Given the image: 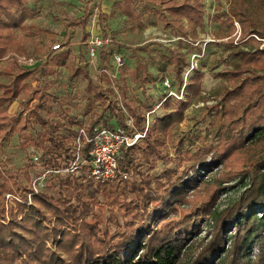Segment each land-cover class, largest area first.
<instances>
[{
  "label": "trees",
  "instance_id": "1",
  "mask_svg": "<svg viewBox=\"0 0 264 264\" xmlns=\"http://www.w3.org/2000/svg\"><path fill=\"white\" fill-rule=\"evenodd\" d=\"M217 2L220 14L215 19L230 33L226 67L219 72L225 85L216 104H207L210 97L202 95L205 73L197 67L185 80L190 59L173 48L164 58L178 78V91L161 99L160 110L150 100L144 107L129 96L126 70L115 60L125 45L113 36L119 92L112 85L113 51L105 44L99 51L101 73L93 84L101 112L86 127L68 109L54 111L48 105L49 94L40 88L41 77L53 65L65 64L67 52L53 56L48 52L34 67L21 65L15 55L23 52L16 32L27 28L29 0H0V75L9 79H0V134L18 132L24 137L22 146L34 153L24 171L26 185L17 171L0 170V264H264V42L259 39H264V0H231L227 9ZM153 3L151 11L173 37H180L179 43L193 46L199 41L206 15L203 0ZM102 4L98 0L96 5L100 31L108 38L110 14ZM116 6L128 19L144 25L135 0H119ZM88 16L86 8L72 21L85 27ZM196 46L202 54V44ZM135 56L133 73L145 86L153 74L136 51ZM5 59L9 61L3 65ZM31 79L37 80L35 87ZM22 95L29 97L24 109L10 113V105ZM194 97L211 112L210 119L204 118L216 141L185 150L193 161L181 174L167 168L157 176L145 175L143 160L156 167L165 159L164 136L184 121ZM149 113L154 114L150 120ZM95 128L144 133L135 144L121 147L117 174L105 181L92 175L93 143H85L81 132L85 129L93 136ZM80 142L85 145L78 160ZM29 168H40L39 176L45 175L43 184L35 183L37 190ZM235 180L243 185L241 193L219 210L222 193ZM203 217L212 225L205 237H197L203 231L197 220ZM254 244L259 254L253 263Z\"/></svg>",
  "mask_w": 264,
  "mask_h": 264
},
{
  "label": "rangeland",
  "instance_id": "2",
  "mask_svg": "<svg viewBox=\"0 0 264 264\" xmlns=\"http://www.w3.org/2000/svg\"><path fill=\"white\" fill-rule=\"evenodd\" d=\"M117 1L119 0H103L102 4L103 10L110 14L111 37H108L106 46L113 51L111 72L114 73L112 85L115 91L119 92L120 79L119 69L113 57L118 53L113 36L125 45L123 52L119 54L125 56L126 64L123 68L126 70L125 81L129 96L137 99L144 107H146L147 100H150L157 110L161 109V99L171 92L178 91L179 87L178 78L164 56L170 55L171 50L175 48L186 54L191 62L192 54L200 51L196 46L200 43L203 52L199 58L198 67L205 73L202 95L210 97L211 100L207 104H216L217 96L225 85V77L220 76L219 72L226 67L227 54L224 51H227V40L230 33L227 25L215 19V16L220 14L216 8L217 0H203L206 11L205 24L199 29V41L193 46L181 44L178 42L180 37H173L170 29L163 25L156 12L151 11L155 6L153 0H135L136 7L143 17V26L128 19L116 6ZM230 2L231 0H221L224 9L229 7ZM97 3L98 0H29L31 10L26 22L27 28L16 32L18 47L20 46L23 52L15 53V55L21 65L34 67L48 55V52H51V56L67 52L65 64L53 65L49 73L41 77L40 88L49 94L48 105L54 111L61 112L63 109H68L72 115H79L86 127L90 119L95 117L96 113L101 112L100 100L95 97L93 88V84L97 83V74L101 73L98 70L100 52L96 56H91L89 53V43L92 37L98 33L102 34ZM86 8L89 13L87 25L83 27L81 24H74L72 20L81 17ZM157 8H160L159 4ZM236 25L239 28L237 22ZM234 35L237 40L240 37V30L238 29ZM215 39L217 42H212ZM59 42L62 46L54 49V45ZM135 51L148 63L153 74L152 81L145 86H142L140 78L133 73L137 63ZM6 61L9 60L5 59L3 65ZM189 68L190 66L185 72V80L192 74V71L188 72ZM78 69L79 72H77ZM0 79L9 80L6 75H0ZM166 79H169L171 83L170 88L166 85ZM31 80L32 86L35 87L38 84L37 80ZM102 85L107 87L109 84L103 80ZM180 97L185 98V93H182ZM28 99L29 97L22 95L10 105L9 112L16 114L22 111L23 104L27 103ZM61 102H64V105ZM153 115L149 113L148 120L152 119ZM211 115V112L206 110L205 102L194 97L187 109L184 121L175 125L170 133L164 136L165 159L159 161L156 167H151L146 160H143L144 174L157 176L167 168H173L181 174L193 161L184 155L185 150L193 151L205 141H216L215 132L207 122ZM129 123H133V120L129 119ZM27 131L30 132L32 129ZM0 135V170L17 171L22 183L26 185L27 179L24 171L30 159H33V149L22 146L21 142L24 137L19 136L18 132L4 137ZM40 171V168H29L33 179L43 184L45 175L39 176ZM242 189L243 185L239 180L232 182L222 193L217 208L219 210L225 208L239 196ZM103 198L101 196V199ZM6 202L10 205L12 201L8 199ZM197 221L203 227V231L197 237H205L212 223L206 217ZM107 223L108 221L105 222ZM197 237L194 236L193 239ZM258 254L259 246L254 244L250 253L253 263L258 258Z\"/></svg>",
  "mask_w": 264,
  "mask_h": 264
},
{
  "label": "built area",
  "instance_id": "3",
  "mask_svg": "<svg viewBox=\"0 0 264 264\" xmlns=\"http://www.w3.org/2000/svg\"><path fill=\"white\" fill-rule=\"evenodd\" d=\"M254 36L259 38L257 35ZM259 39L264 42V39ZM108 40V38H104L103 35L99 33L95 34L89 43L90 55L96 56V54L108 42ZM58 48H60L59 43L54 45V49ZM200 56L201 54L197 52L192 54L188 72L193 71L199 66ZM115 60L118 66H122L125 63L124 57L119 54L115 55ZM166 84L170 86L168 81H166ZM171 94H173V92ZM81 132L85 137V143H93V146L90 150V155L92 157V175L97 179L103 181L114 178L116 176L119 166V155L121 147L125 144L133 145L144 136V133L138 131L130 135L123 128H118L113 131L104 128H95V135L93 136H91L85 129H82ZM85 143L83 144L80 142V145L78 146V160L82 157V146H84ZM78 162L74 164H78ZM75 168L76 166H74L73 169ZM35 183H37V181H34V187L37 190L38 188ZM7 197L9 200L12 198L10 194H8Z\"/></svg>",
  "mask_w": 264,
  "mask_h": 264
}]
</instances>
